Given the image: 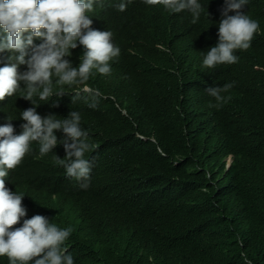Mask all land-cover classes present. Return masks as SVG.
<instances>
[{"label": "trees", "instance_id": "16d2710c", "mask_svg": "<svg viewBox=\"0 0 264 264\" xmlns=\"http://www.w3.org/2000/svg\"><path fill=\"white\" fill-rule=\"evenodd\" d=\"M120 2L97 4L93 29L105 31L115 15L132 11L135 3H127L120 12L116 8ZM243 11L259 22L251 46L234 52L236 63L217 65L215 73L204 75V84L212 87L234 82L223 93L231 99L219 108L211 106L216 101L210 95L202 101L189 95L173 102L181 93L178 85L165 86L163 80L152 77L154 89L138 73L146 66L158 72L171 64L165 52L150 49L154 42H180L186 33L188 39L199 41L194 51L200 50L208 34L199 36V32L210 25V14L217 21L221 12L217 6L204 7L196 23L188 11L173 13L162 5L146 6L111 30L113 44L123 45V64L131 72V91L138 96L134 104L147 113L129 109L122 114L109 99H94L84 87L78 90L83 94H70L72 89L66 88L63 95L48 100L36 95L32 102L17 91L0 102V125L11 117L14 128L26 123L20 113L29 107H36L42 117L54 114L63 119L70 111L81 116L80 126L88 132L92 146L89 155L85 153L92 165L89 188L79 190L65 180L41 187L19 175V190L32 216L43 215L60 228L73 229L61 247L72 255L74 264H264V162L230 169L216 182V169L222 173L223 159L232 156L229 150L236 157L248 149L264 150V0H249ZM163 29L174 36L162 35ZM217 32L218 28L210 37L211 47L218 41ZM191 47L188 42V58ZM11 55L19 53L7 51L4 64ZM19 69L27 70V65ZM184 73L195 77V89L200 90L202 74L195 73V66L189 65ZM101 77L93 70L81 85L107 95L110 88ZM73 97L78 98L73 102ZM86 101L96 102L97 107ZM55 135L59 141L65 138L62 130ZM242 186L257 193L244 225L231 214L236 191Z\"/></svg>", "mask_w": 264, "mask_h": 264}, {"label": "clouds", "instance_id": "9594fccd", "mask_svg": "<svg viewBox=\"0 0 264 264\" xmlns=\"http://www.w3.org/2000/svg\"><path fill=\"white\" fill-rule=\"evenodd\" d=\"M101 1L0 0V102L17 91H21L20 97L32 102L36 95L40 100L63 95L66 88L72 89L70 94H83L78 90L84 87L91 91L94 99L99 96L109 99L122 114L129 109L149 112L134 104L138 96L131 91V72L123 64V45L113 44L111 30L118 22L134 18L144 7L152 9L155 5H162L164 10L173 13L188 11L192 23L199 20L204 7L217 6L221 12L215 23L214 15L210 14V25L200 30L199 36L207 33L208 38L198 51H194V47L199 46V41L188 39L186 33L182 34L180 42L175 39L160 45L154 42L150 49L165 52L171 64L158 72L151 66L142 68L138 71L140 80L154 89L157 87L151 82L152 77L163 80L165 86L178 85L181 93L173 102L189 95L195 101H202L210 95L216 101L211 106L219 108L231 99L223 93L229 92L234 82L212 87L210 83L204 84V75L215 73L213 68L217 65L236 63L238 57L234 52L251 46L254 34L259 32V22L243 11L249 0H121L116 5L117 10L125 11L127 3L133 1L132 11L115 15L105 31L93 29L98 18L96 5ZM217 28L218 41L211 47L210 37ZM161 34L174 36L168 29L161 30ZM188 42L192 45L189 58ZM7 51L19 55L9 56L4 64ZM115 59L119 61L116 63ZM191 64L196 74H202L198 79L199 83L203 82L200 90L195 89V77L184 73ZM20 65H27V70L18 71ZM93 70L101 74L102 81L110 88L109 94L101 95L92 86L81 85ZM77 98L73 97V102ZM85 103L97 107L96 102ZM56 117L54 114L42 117L36 107H29L20 113V118L26 122L21 125L22 129L13 127L11 117L0 125V261L3 264L33 261L34 264H74L72 255L61 247L73 229L60 228L43 215L32 216L33 210L19 190L20 174L41 187H52L65 180L79 190L89 188L92 165L85 153L89 155L92 146L87 142L88 132L80 126L81 116L79 112L70 111L67 118ZM57 130L65 134L62 141L55 135ZM150 140L155 142L152 137ZM31 152L34 155H27ZM228 154L232 156L223 159V172L216 169V182L230 169L236 170L249 162H264V150L260 148L242 151L237 157L231 150ZM33 156L41 161L37 162ZM235 199L231 214L244 225L251 217L247 208L253 209L256 190L242 186L236 191Z\"/></svg>", "mask_w": 264, "mask_h": 264}, {"label": "rangeland", "instance_id": "374dc122", "mask_svg": "<svg viewBox=\"0 0 264 264\" xmlns=\"http://www.w3.org/2000/svg\"><path fill=\"white\" fill-rule=\"evenodd\" d=\"M227 160H228V158H227Z\"/></svg>", "mask_w": 264, "mask_h": 264}]
</instances>
